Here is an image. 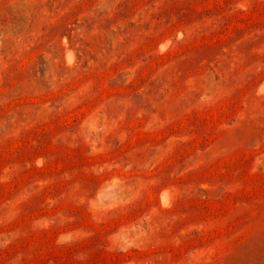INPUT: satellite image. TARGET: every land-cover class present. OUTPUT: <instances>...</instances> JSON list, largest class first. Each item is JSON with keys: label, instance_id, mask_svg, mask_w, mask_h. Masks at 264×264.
<instances>
[{"label": "rangeland", "instance_id": "1", "mask_svg": "<svg viewBox=\"0 0 264 264\" xmlns=\"http://www.w3.org/2000/svg\"><path fill=\"white\" fill-rule=\"evenodd\" d=\"M263 83L264 0H0V264H264Z\"/></svg>", "mask_w": 264, "mask_h": 264}, {"label": "bare ground", "instance_id": "2", "mask_svg": "<svg viewBox=\"0 0 264 264\" xmlns=\"http://www.w3.org/2000/svg\"><path fill=\"white\" fill-rule=\"evenodd\" d=\"M71 51V50H70ZM72 52V51H71ZM75 55V54H74ZM74 59V58H73ZM72 60V59H71ZM68 61V60H67ZM73 61V60H72ZM264 84V83H263ZM264 88V87H263ZM169 197V196H168Z\"/></svg>", "mask_w": 264, "mask_h": 264}]
</instances>
